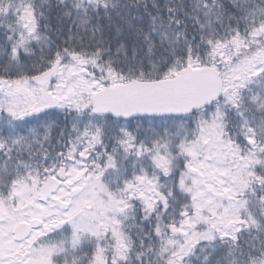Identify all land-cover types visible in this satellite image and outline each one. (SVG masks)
I'll return each instance as SVG.
<instances>
[{
    "label": "snow or ice",
    "instance_id": "6c2138e0",
    "mask_svg": "<svg viewBox=\"0 0 264 264\" xmlns=\"http://www.w3.org/2000/svg\"><path fill=\"white\" fill-rule=\"evenodd\" d=\"M0 264H264V0H0Z\"/></svg>",
    "mask_w": 264,
    "mask_h": 264
}]
</instances>
